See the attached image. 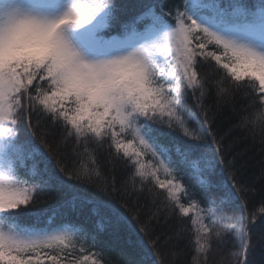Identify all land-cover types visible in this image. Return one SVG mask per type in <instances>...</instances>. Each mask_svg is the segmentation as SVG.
<instances>
[{
	"label": "snow or ice",
	"instance_id": "6c2138e0",
	"mask_svg": "<svg viewBox=\"0 0 264 264\" xmlns=\"http://www.w3.org/2000/svg\"><path fill=\"white\" fill-rule=\"evenodd\" d=\"M236 132L264 157V0H0V264H264Z\"/></svg>",
	"mask_w": 264,
	"mask_h": 264
},
{
	"label": "trees",
	"instance_id": "16d2710c",
	"mask_svg": "<svg viewBox=\"0 0 264 264\" xmlns=\"http://www.w3.org/2000/svg\"><path fill=\"white\" fill-rule=\"evenodd\" d=\"M243 107L244 105L240 102V97H237V100H236L237 112H239ZM234 120H235V117L233 116L232 112L229 111V106L225 105L219 115V119L217 120V124L219 126L220 131L223 132L226 129H228L232 125ZM232 141H234V144H233L234 152L236 154L241 155L245 160L249 161V174H251V172L253 171H256L257 162L260 161L261 159H264V157L260 155L259 139L257 138L256 141L253 142V140L251 139L250 133L236 132L233 134V136L229 138V142H232ZM101 166H102L104 173L107 174L109 165L107 164L103 156H101ZM116 176L118 180L124 178V173L122 172L120 168H117ZM257 187H259V185ZM253 195L256 196L255 191L253 192ZM257 199H258V196H257ZM39 207L47 208L49 207V205L48 203H45V204L39 205ZM256 212L259 214V207H257ZM258 219H259V215L257 216V222H258ZM170 227L171 229L174 230L176 227H178V225H176L173 222L171 223ZM163 230L166 231L169 229L166 226ZM180 247H183V244H181ZM122 250L127 252L129 255H131L128 249H121V248H117V254H119ZM221 255H222L221 251H216L213 254H211L208 257V264H216V261L220 258ZM256 259L257 260L261 259V256L259 253L256 256ZM178 264H185L184 258H181Z\"/></svg>",
	"mask_w": 264,
	"mask_h": 264
}]
</instances>
